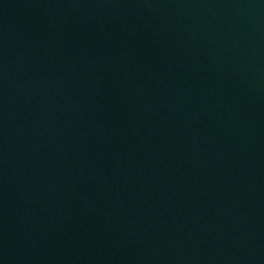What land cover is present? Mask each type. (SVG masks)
Returning <instances> with one entry per match:
<instances>
[{
	"label": "water",
	"instance_id": "water-1",
	"mask_svg": "<svg viewBox=\"0 0 264 264\" xmlns=\"http://www.w3.org/2000/svg\"><path fill=\"white\" fill-rule=\"evenodd\" d=\"M0 264H264V0H0Z\"/></svg>",
	"mask_w": 264,
	"mask_h": 264
}]
</instances>
